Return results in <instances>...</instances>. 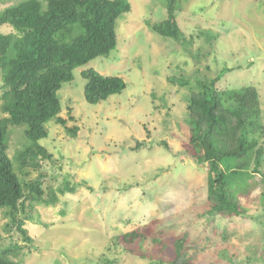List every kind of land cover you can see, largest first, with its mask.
Wrapping results in <instances>:
<instances>
[{
    "label": "rangeland",
    "instance_id": "obj_1",
    "mask_svg": "<svg viewBox=\"0 0 264 264\" xmlns=\"http://www.w3.org/2000/svg\"><path fill=\"white\" fill-rule=\"evenodd\" d=\"M20 1L3 0L0 11ZM128 1L129 12L115 23L116 48L74 69L73 79L58 90L60 116H73L67 126H77V135L45 122L47 137L39 144L52 158L40 159L39 168H21L16 155L29 140L24 125L10 127L15 172L22 181L42 175L43 189L51 188L58 201L31 203L19 214L28 219L31 243L6 228L9 218L0 209V249L19 246L12 258L20 264H168L173 238L184 233L196 264H264L259 191L243 200L241 216L204 215L206 168L182 147L189 132L188 97L198 90L197 81L225 68L231 70L216 86L256 87L264 123V0H180L176 20L187 44L150 29L166 18L165 0ZM15 32L0 24V33ZM88 68L122 78L125 88L87 103L80 72ZM2 91L0 72V96ZM156 219L161 223L152 236L161 243L141 239L131 253L117 242L120 234Z\"/></svg>",
    "mask_w": 264,
    "mask_h": 264
},
{
    "label": "trees",
    "instance_id": "obj_2",
    "mask_svg": "<svg viewBox=\"0 0 264 264\" xmlns=\"http://www.w3.org/2000/svg\"><path fill=\"white\" fill-rule=\"evenodd\" d=\"M179 7L180 0H165L166 18L149 26L163 37L187 44L176 20ZM130 8L128 0H23L0 11V24L16 31L0 33V209H5L9 218L6 228L15 229L26 243L32 242L24 227L28 219L19 214L24 215L31 203L53 205L58 197L51 188L43 189L42 175L28 181L19 178L8 155L10 127L24 125L23 133L29 140L16 155L21 168H39L40 159L52 158L39 144L47 137L45 122L53 120L70 136H76L78 127L67 126L73 116H60L58 90L73 79L74 69L116 48V20ZM230 70L222 69L206 82L197 81L198 90L187 100L189 132L182 144L184 152L206 168L202 213L227 219L243 215V200L251 199L256 190L257 204L264 208V123L258 91L253 85L218 88L222 74ZM80 75L85 80L84 99L92 105L125 88L122 78L93 68L82 70ZM138 147L136 143L134 150ZM160 223L152 220L141 230L120 234L117 242L131 253L141 239L151 237L153 243H161L152 236ZM18 250L17 245L1 248L0 264H20L12 258ZM170 251L168 264H196L188 253L184 233L173 238Z\"/></svg>",
    "mask_w": 264,
    "mask_h": 264
}]
</instances>
